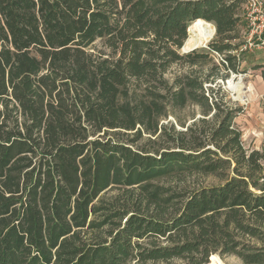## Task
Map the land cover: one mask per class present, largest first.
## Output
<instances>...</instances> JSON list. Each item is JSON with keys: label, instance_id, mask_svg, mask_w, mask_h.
Returning a JSON list of instances; mask_svg holds the SVG:
<instances>
[{"label": "trees", "instance_id": "obj_1", "mask_svg": "<svg viewBox=\"0 0 264 264\" xmlns=\"http://www.w3.org/2000/svg\"><path fill=\"white\" fill-rule=\"evenodd\" d=\"M246 3L0 0V264H264V147L211 87ZM188 101L212 119L159 123Z\"/></svg>", "mask_w": 264, "mask_h": 264}, {"label": "rangeland", "instance_id": "obj_2", "mask_svg": "<svg viewBox=\"0 0 264 264\" xmlns=\"http://www.w3.org/2000/svg\"><path fill=\"white\" fill-rule=\"evenodd\" d=\"M260 1L264 6V0ZM246 11L244 7L242 11L243 24L241 26L240 39L238 40L239 48L234 53L238 62L237 70L234 72L226 66L220 65L221 73L227 74V77L217 79L214 85L211 84V87L215 90L220 89V91L218 90L219 94H224L229 106L238 110L232 121V126L239 132L243 148L249 152L251 150H261L264 147V45H258L257 36L250 35ZM213 36L214 33L205 45L208 44ZM249 43L253 44L249 46ZM214 56L215 61H221L219 55L214 54ZM230 79L234 82L240 80L246 87L251 86L254 95L248 102L243 103L236 97V94L228 85ZM212 114L213 112L207 110L205 106L188 101L181 110L173 111L167 107L159 123L164 126L172 123L176 130H186L187 127L201 118L205 117L211 120ZM156 136L151 138L156 139ZM148 137V135L144 134L140 144H143ZM199 180L205 184L216 183V180L211 177L200 178ZM167 184L164 183L163 185L167 186ZM258 188L264 189V171L259 179ZM256 191L259 192V190ZM215 261H219V264H242L239 258L232 255L216 256L212 264Z\"/></svg>", "mask_w": 264, "mask_h": 264}, {"label": "bare ground", "instance_id": "obj_3", "mask_svg": "<svg viewBox=\"0 0 264 264\" xmlns=\"http://www.w3.org/2000/svg\"><path fill=\"white\" fill-rule=\"evenodd\" d=\"M188 31L186 46L192 47L197 45L200 47L212 37L214 27L209 22L196 20L190 24ZM228 85L236 94V97L243 103L248 102V100L254 95V91L251 89V86H244L240 80L234 82L230 79L228 81Z\"/></svg>", "mask_w": 264, "mask_h": 264}, {"label": "built area", "instance_id": "obj_4", "mask_svg": "<svg viewBox=\"0 0 264 264\" xmlns=\"http://www.w3.org/2000/svg\"><path fill=\"white\" fill-rule=\"evenodd\" d=\"M246 16L249 21L250 35L257 36L259 44L264 45V6L260 0H247L245 5ZM253 43H249V46Z\"/></svg>", "mask_w": 264, "mask_h": 264}, {"label": "water", "instance_id": "obj_5", "mask_svg": "<svg viewBox=\"0 0 264 264\" xmlns=\"http://www.w3.org/2000/svg\"><path fill=\"white\" fill-rule=\"evenodd\" d=\"M204 21V20H203ZM194 22V21H193ZM192 22V23H193ZM206 22V21H205ZM191 23V24H192ZM187 32H189L188 30H187ZM214 32H215V29H214ZM188 37V36H187ZM186 42H187V38H186V40L184 41V43H183V45H182V47L180 48V51H181V53H186V52H189V51H191V50H194V49H197L198 48V46L197 45H194V46H192V47H187L186 46ZM206 45L205 44H203L201 47H205Z\"/></svg>", "mask_w": 264, "mask_h": 264}]
</instances>
